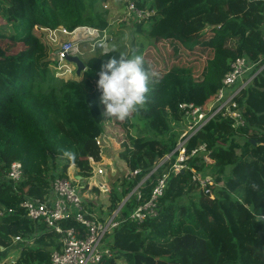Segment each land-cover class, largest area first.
I'll return each instance as SVG.
<instances>
[{"label":"trees","instance_id":"1","mask_svg":"<svg viewBox=\"0 0 264 264\" xmlns=\"http://www.w3.org/2000/svg\"><path fill=\"white\" fill-rule=\"evenodd\" d=\"M106 1L0 0V246H9L13 236L33 238L14 264H49L51 251L61 247L60 236L29 221L18 205L24 195L46 197L59 170L66 177L73 165L82 177L90 175L85 158L99 160L95 139L105 135L121 143L118 156L124 165L108 179L107 214L141 183L139 200L131 193L122 201L119 225L111 232L113 257L98 264H264V221L256 217L264 212V68L236 98L243 126L231 129L229 120L215 116L185 143L187 155L205 144L202 155L211 163L205 164L197 154L186 164L214 180L213 198L200 191L189 170L169 171L157 215L141 224L128 220L175 161L173 151L183 130L178 106L211 101L236 58L257 63L247 76L264 63V0H133L138 8L154 11L150 34L168 25L177 30L181 46L167 32L154 38L155 43L169 41V66H151L143 58L152 74L147 101L124 121L104 114L97 72L90 65L94 60L83 63L80 80H61L53 73L49 78L44 74L48 69L37 63L44 45L35 28L107 29L108 10L101 7ZM141 25L133 23L136 30ZM206 33L210 37L203 42L209 49L204 51L205 61L183 59ZM198 34L202 37L196 38ZM136 46L140 48L135 50ZM133 50L142 55L141 45L131 40L125 56ZM65 150L74 154L71 160L63 156ZM169 154V164L149 175ZM14 161L23 169L18 185L1 179L4 168ZM134 170L136 176L127 179ZM90 204L89 211L103 220L101 208L94 201ZM9 208L13 213L6 212ZM62 226L83 232L71 220ZM121 235L129 238L116 241Z\"/></svg>","mask_w":264,"mask_h":264},{"label":"built area","instance_id":"2","mask_svg":"<svg viewBox=\"0 0 264 264\" xmlns=\"http://www.w3.org/2000/svg\"><path fill=\"white\" fill-rule=\"evenodd\" d=\"M124 12L127 17V22L140 24L154 15L152 10L140 9L136 6L133 0H124ZM264 16V12H263ZM121 21V20H119ZM37 29V28H36ZM83 29L86 33L85 44L89 52H95L103 49L106 45L113 43L114 37L111 30L107 29ZM61 35H70L72 32H67L64 28L58 27L57 30H49V37L55 32ZM261 40L264 43V19L262 22ZM73 43L66 41L55 50V58L65 60L67 55H71ZM257 63H250L245 57L236 58L231 64L229 70L221 79V86L211 101L204 106H196L193 104H180L181 123L183 130L179 136V140L173 151L177 153L174 163L171 164L168 171L161 174L157 178L156 184L153 186L149 199L130 212L128 220L141 224L146 219L154 218L157 215V202L162 196L168 172L173 171L178 173L187 169L191 173V180L195 182L200 191L213 198L212 188L215 187L214 180L206 174L197 171L194 167L186 164L188 158L194 157L197 154L201 155V161L205 164L211 163V160L202 155L206 151L205 144L202 143L197 148L191 150L190 154L185 152V143L195 136L203 126L208 123L213 117L220 116L223 119L229 120L231 129L243 126L245 124L241 109L238 108L236 98L240 91L248 84H251L252 78L264 68V63L259 67L255 74L247 76V73L253 69ZM58 68L54 72V77H62L63 73L59 74ZM69 72V71H68ZM115 142L113 139L105 135H100L95 139V144L99 151V160L96 161L93 157H86L91 174L85 177L79 175V170L73 176L66 172V177L58 174L54 176L50 183L49 194L44 198L24 195L23 200L18 207L24 211V216L35 225L43 224L47 229L60 236L61 247L59 250H52L49 255V264H98L103 258H112V235L111 232L119 225L117 215L121 209L123 202L118 205L117 209L112 210L110 214L100 220L97 215L91 213L92 208L90 201H94L100 206L106 203L109 186L105 178L106 176L102 166L111 167V163L103 165L101 159L103 153L109 148L108 143ZM121 144L120 142H117ZM171 154L163 156L156 162L155 167L149 173H155L162 166L169 164ZM203 159V160H202ZM199 161V163L201 162ZM111 169L110 175H114L116 170ZM137 170L131 171L128 178L136 176ZM23 177L22 165L19 161L12 162L8 167L4 168L1 175L3 181H8L14 185H18ZM148 177V176H146ZM141 183V182H140ZM140 183L131 192L135 195L136 200H139L140 193L137 188ZM14 192L17 188L12 187ZM93 188L98 190L101 200L98 197H91L90 192ZM105 194V195H104ZM131 195V194H130ZM129 195V196H130ZM128 198V197H127ZM246 206V205H244ZM105 212V208L100 209ZM13 209H7V213H13ZM2 213H0V216ZM257 219L264 221V212L258 214ZM74 221L80 227H83V232H79L73 227H63L64 221ZM33 238L13 236L11 243L7 247L0 246V264H14L17 255L26 245H31ZM16 250L17 255L12 251Z\"/></svg>","mask_w":264,"mask_h":264},{"label":"rangeland","instance_id":"3","mask_svg":"<svg viewBox=\"0 0 264 264\" xmlns=\"http://www.w3.org/2000/svg\"><path fill=\"white\" fill-rule=\"evenodd\" d=\"M108 1V0H107ZM107 1L101 4L102 8H105L109 11L110 8V4L111 5H116V7L118 8V12L115 14H112V16L109 17V21L111 20V33L113 34L114 40L113 43L106 45L103 49H101L100 51H95V52H89L86 44H85V38H86V32L83 29H76L74 30L70 35H61L59 34L57 31L52 35V36H48V31L47 29H39V33L41 34L42 40H43V45L45 43V47L44 49L47 51V55L49 57H53V52L60 46L62 45L64 42L69 41L71 43H73V49L70 51V54L73 56H77L79 57V59L85 63V61L87 60H94L93 63H90V65L93 64L94 66V70L95 72H98L100 64L102 61L107 60L110 56L112 55H126L129 50H130V42L131 40H133L135 45H141V53H142V57L146 58L148 65L151 66H158L161 69H165L167 68L169 65L168 63V59H167V53L170 52V47L171 45H169V41L168 40H160V42H154V38L156 36H163L165 34V32L169 33L172 37L173 41L177 42V46L180 47L181 44L179 42V36L177 33V30L169 27L168 25H166L165 27H163L162 29L159 30V32H157L156 34L152 35L149 33L150 30V24L151 22L148 20L142 21V25L138 28L139 30H136L137 27H133V25H131V22H127L125 20H127V17L125 15V12H123L124 9V0H110L108 1L109 5H107ZM111 14V10L109 11ZM154 12V11H153ZM121 20V21H119ZM113 23V24H112ZM57 30V28H56ZM204 36V35H203ZM202 37V34H198L196 36V38H200ZM210 37V34H205L204 38L202 39V41L200 43H198V45L194 48L193 51H187L186 50V54H189V56L186 55L183 56V59H185L186 61L190 60V61H197V59H200L202 62L205 61L206 58V53L204 52L205 50H209L208 48H203V42L207 41V39ZM149 43V44H148ZM151 43V44H150ZM155 43V44H154ZM165 47V49L163 48ZM138 48H140V46H136L135 50H137ZM165 51H164V50ZM110 52V53H108ZM108 53V54H106ZM56 68H58V73L61 74L63 73L64 76L62 75L61 80H66V79H72V80H80V76H76L75 75V67L73 64H70L68 62H66L65 60H58L57 58H55V56L53 57V61L50 63V67L48 68V72L44 73L46 76H48L49 78L51 77V74H55L54 72H56ZM47 69V68H46ZM148 71H150V69L146 68ZM43 71V70H42ZM42 71L37 73L38 76H42ZM69 71V72H68ZM131 132V131H130ZM133 134V133H132ZM109 137V136H108ZM111 138V137H109ZM113 139L115 142H109L108 143V149L103 153L102 156V163L103 165H107V163H111V167H107V166H102V168L104 169L106 167V176H102L100 178H98L99 180H102V178H105V180L109 183L108 179L109 177H113L112 175H110L111 169H113L114 171L116 170V173H118L119 171H123L124 169V165L122 163V161L119 160V156L118 153L120 151H122V146L120 144H118L116 142V140L114 138ZM120 169V170H119ZM77 168L74 167L73 165H71L70 167H68L67 169V173H70V176H73L77 173ZM113 171V172H114ZM105 172V169H104ZM110 172V173H109ZM109 186V184H108ZM110 189V186H109ZM87 193H92L90 194L91 197H98L101 200H103L104 198L100 197L101 194L95 193L92 190L90 192ZM131 192L128 194L130 195ZM105 195V194H104ZM127 196H125L122 201L127 199ZM121 201V202H122ZM103 204L100 205V208H105V212L102 213V216L104 218L107 217V209H108V198L106 203L102 202ZM121 204V203H120ZM98 207V209H99ZM129 238V235H121L118 236L116 238V241H120V240H127ZM113 247V246H112ZM14 255H17V251L14 250L12 251Z\"/></svg>","mask_w":264,"mask_h":264},{"label":"clouds","instance_id":"4","mask_svg":"<svg viewBox=\"0 0 264 264\" xmlns=\"http://www.w3.org/2000/svg\"><path fill=\"white\" fill-rule=\"evenodd\" d=\"M96 75L99 103L108 118L124 121L145 106L152 74L145 68L143 57L135 50L128 56L112 55L102 61ZM73 155L71 151L63 152L69 160Z\"/></svg>","mask_w":264,"mask_h":264},{"label":"crops","instance_id":"5","mask_svg":"<svg viewBox=\"0 0 264 264\" xmlns=\"http://www.w3.org/2000/svg\"><path fill=\"white\" fill-rule=\"evenodd\" d=\"M108 1H110V0H108ZM108 1H107V5H109V3H108ZM111 10V14H109L110 11ZM109 11H108V15H107V23H108V29H111L110 27H111V25H110V23H111V20L109 21V17L110 16H112V14H115V13H117L118 12V8L116 7V5L114 6V5H111L110 4V8H109ZM123 12H124V9H123ZM0 22H1V20H0ZM113 24V23H112ZM131 25H133V24H131ZM36 29V28H35ZM39 29L40 28H37L36 30L37 31H39ZM49 36V35H48ZM44 47H45V43H44ZM15 50H18V47H16L15 48ZM55 54V51L53 52V55ZM41 55V57L38 59V61H37V63H38V66H39V68L40 69H42V68H49L50 67V63L53 61V57L51 58V57H49L48 55H47V51L44 49L43 50V52H42V54H40ZM109 184V183H108Z\"/></svg>","mask_w":264,"mask_h":264},{"label":"water","instance_id":"6","mask_svg":"<svg viewBox=\"0 0 264 264\" xmlns=\"http://www.w3.org/2000/svg\"><path fill=\"white\" fill-rule=\"evenodd\" d=\"M65 61L74 65L76 76H78L80 73H82L85 70V66L83 62L77 56L67 55Z\"/></svg>","mask_w":264,"mask_h":264}]
</instances>
